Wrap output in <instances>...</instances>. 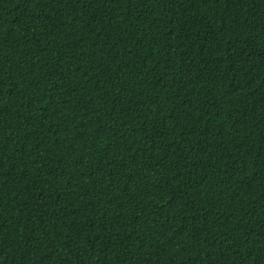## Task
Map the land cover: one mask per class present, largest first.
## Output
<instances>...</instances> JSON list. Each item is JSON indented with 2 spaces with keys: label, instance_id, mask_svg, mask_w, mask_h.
I'll list each match as a JSON object with an SVG mask.
<instances>
[{
  "label": "trees",
  "instance_id": "obj_1",
  "mask_svg": "<svg viewBox=\"0 0 264 264\" xmlns=\"http://www.w3.org/2000/svg\"><path fill=\"white\" fill-rule=\"evenodd\" d=\"M0 264H264V0H0Z\"/></svg>",
  "mask_w": 264,
  "mask_h": 264
}]
</instances>
